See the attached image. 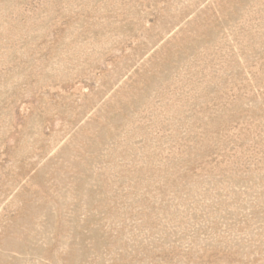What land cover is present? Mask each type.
<instances>
[{
	"label": "rangeland",
	"instance_id": "374dc122",
	"mask_svg": "<svg viewBox=\"0 0 264 264\" xmlns=\"http://www.w3.org/2000/svg\"><path fill=\"white\" fill-rule=\"evenodd\" d=\"M0 264H264V0H0Z\"/></svg>",
	"mask_w": 264,
	"mask_h": 264
}]
</instances>
